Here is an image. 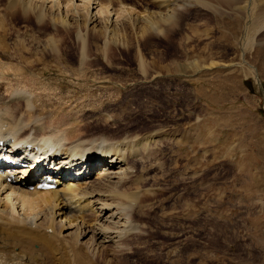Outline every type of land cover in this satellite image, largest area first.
<instances>
[{"label":"rangeland","instance_id":"1","mask_svg":"<svg viewBox=\"0 0 264 264\" xmlns=\"http://www.w3.org/2000/svg\"><path fill=\"white\" fill-rule=\"evenodd\" d=\"M101 2L113 20V9L154 8L147 0ZM212 4L214 11L184 7L165 33L126 26L109 41L83 20L56 31L48 20L21 22L0 0V39L11 43L9 54L35 60L38 42L56 37L63 64L83 77H65L47 55L34 66L35 84L27 73L21 87L77 117L100 111L121 130L160 132L150 173L160 191L130 237L136 254L121 256V264H264V47L252 42L244 55L259 84L243 65L230 66L240 61L238 15ZM103 77L112 82L99 84Z\"/></svg>","mask_w":264,"mask_h":264},{"label":"bare ground","instance_id":"2","mask_svg":"<svg viewBox=\"0 0 264 264\" xmlns=\"http://www.w3.org/2000/svg\"><path fill=\"white\" fill-rule=\"evenodd\" d=\"M147 1L154 7L152 11L147 6L143 12L113 9L115 20L109 4L101 0H80L81 6L73 0H6V9L24 23L32 18L41 26L48 20L54 31L57 26L68 30L83 20L91 33L114 41L126 26L141 34L165 33L184 7L214 11L212 3H217V8L224 6L230 15H238L242 24L240 61L230 66L243 65L247 75L260 84L255 67L244 55L252 42L264 47V0ZM55 40L49 37L38 42L42 52L40 57L31 56L32 60L29 56L16 59L9 54L11 43L0 39V89L7 90L0 92V155L29 162L27 167L0 173V264H121V256L136 254L130 237L141 231L140 225L137 229L139 216L152 209V197L160 191L152 182L156 176L150 173L157 163L153 149L162 138L157 130H121L105 112L77 117V112L56 109L57 105L41 101L40 95H31L21 87L27 73L35 84L38 74L32 73L34 66H41L47 55L59 65L55 69L63 66L65 77L83 78L73 77L63 64V56L55 51ZM143 68L139 65L144 74ZM97 82L112 80L103 77ZM46 145L53 151L45 160L55 166L40 163L30 169L39 148L44 150ZM93 169L95 174L89 175ZM40 174L57 177L56 188H28L33 176Z\"/></svg>","mask_w":264,"mask_h":264}]
</instances>
